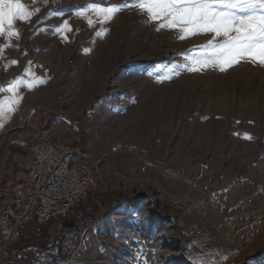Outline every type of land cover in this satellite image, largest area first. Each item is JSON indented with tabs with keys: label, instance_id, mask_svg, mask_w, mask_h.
<instances>
[{
	"label": "rangeland",
	"instance_id": "374dc122",
	"mask_svg": "<svg viewBox=\"0 0 264 264\" xmlns=\"http://www.w3.org/2000/svg\"><path fill=\"white\" fill-rule=\"evenodd\" d=\"M139 2L21 0L31 16L0 35V190L49 132L85 149L97 178L74 229L46 226L63 264H264V65L188 70L224 38L182 39Z\"/></svg>",
	"mask_w": 264,
	"mask_h": 264
},
{
	"label": "built area",
	"instance_id": "2783aa9c",
	"mask_svg": "<svg viewBox=\"0 0 264 264\" xmlns=\"http://www.w3.org/2000/svg\"><path fill=\"white\" fill-rule=\"evenodd\" d=\"M96 186L85 149L54 140L49 132L40 133L22 180L0 190V264L10 260L12 249L28 227L43 228L59 221L57 229L65 230L74 210L87 201ZM182 203L188 213L195 212L190 194L182 195Z\"/></svg>",
	"mask_w": 264,
	"mask_h": 264
},
{
	"label": "snow or ice",
	"instance_id": "6c2138e0",
	"mask_svg": "<svg viewBox=\"0 0 264 264\" xmlns=\"http://www.w3.org/2000/svg\"><path fill=\"white\" fill-rule=\"evenodd\" d=\"M91 7L104 19L117 11L114 7ZM138 7L152 21L164 19L166 23L160 24V29L178 25L182 39L209 33L224 38L221 43L210 41L207 46L210 54L193 59L190 71L209 66L226 71L244 59L264 65V0H140ZM30 16L31 12L21 0H0V35L6 30L8 36L19 35L14 21H23ZM0 115H3L2 110Z\"/></svg>",
	"mask_w": 264,
	"mask_h": 264
},
{
	"label": "trees",
	"instance_id": "16d2710c",
	"mask_svg": "<svg viewBox=\"0 0 264 264\" xmlns=\"http://www.w3.org/2000/svg\"><path fill=\"white\" fill-rule=\"evenodd\" d=\"M123 202H125V200L122 197L118 196L115 199L111 198L108 202H106V198H104L103 206L106 207L110 205V207H117ZM107 203L109 204L107 205ZM70 220L71 218L65 224V231L67 229H74L76 227V221ZM31 238L35 239L33 243L29 242L32 240ZM47 240V227L40 228L38 235H35L34 233L33 235L29 234L28 236H23V239L15 245V248H18L17 253H14L10 260L8 262H5L4 264H31L32 258H30V256H37L42 248L48 247L49 245L47 244ZM49 247L51 249H45L48 255H46V257L41 260V264H63L65 257H63L62 252L58 251L57 253H53V246ZM26 251H28V255L26 254Z\"/></svg>",
	"mask_w": 264,
	"mask_h": 264
},
{
	"label": "bare ground",
	"instance_id": "6f19581e",
	"mask_svg": "<svg viewBox=\"0 0 264 264\" xmlns=\"http://www.w3.org/2000/svg\"><path fill=\"white\" fill-rule=\"evenodd\" d=\"M9 108V107H8Z\"/></svg>",
	"mask_w": 264,
	"mask_h": 264
}]
</instances>
